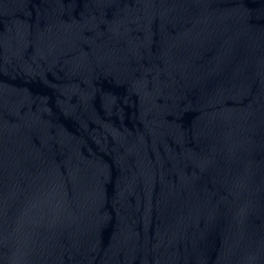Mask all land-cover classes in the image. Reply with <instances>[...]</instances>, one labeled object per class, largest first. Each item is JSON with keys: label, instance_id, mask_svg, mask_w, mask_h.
<instances>
[{"label": "water", "instance_id": "water-1", "mask_svg": "<svg viewBox=\"0 0 264 264\" xmlns=\"http://www.w3.org/2000/svg\"><path fill=\"white\" fill-rule=\"evenodd\" d=\"M0 264H264V0H0Z\"/></svg>", "mask_w": 264, "mask_h": 264}]
</instances>
